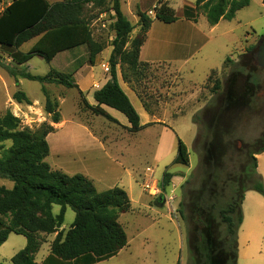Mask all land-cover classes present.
Here are the masks:
<instances>
[{
	"label": "rangeland",
	"instance_id": "1",
	"mask_svg": "<svg viewBox=\"0 0 264 264\" xmlns=\"http://www.w3.org/2000/svg\"><path fill=\"white\" fill-rule=\"evenodd\" d=\"M9 1L4 0L0 11ZM108 1L104 6L88 3L83 8L82 17L89 24L92 38L104 46L93 66L85 62L88 58L85 46L62 52L51 62L36 55L18 66L10 56L11 51L0 45V56L8 66L0 65V116L11 111L21 120L22 128L36 130L43 124L53 126L54 132L47 137L51 150L46 158L53 170L68 175H85L99 191L120 187L131 200V210L119 218L127 233L128 245L117 255L102 260L90 256L76 262H65L55 256L48 258L56 236L53 234L44 236L45 243L36 260L40 264H83L85 260L90 264H198L202 256L199 240L203 236L207 238L208 232H212V236L222 230L224 233L225 226L218 210L226 207L233 190L249 188L258 181L252 151H256L254 145L264 139V68L257 65L255 54L264 38V2L250 0L249 6L238 11L235 18L221 19L212 26L203 11L194 9L196 0H167L177 17L180 16L179 20L172 24L156 20L141 56L150 66L140 68L136 76L130 75L131 83L121 77V86L128 92L133 91L138 98L132 97L138 113L146 120L141 103L149 117L148 124L138 132L130 133L127 129L130 125L126 127L119 121L95 116L86 111L83 104L86 99L95 105L93 92L100 84L96 85L94 81L110 78V72L103 67L107 64L110 68L109 57L115 38V14L105 12ZM158 1L121 0L123 13L136 27L131 38L139 31L137 10L155 17L154 7ZM194 32L195 40L198 39L195 43L191 41ZM35 41L24 44L19 51L27 52ZM203 44L205 47L195 50L196 46ZM249 48H253L252 56L248 53ZM187 55L191 56L185 60ZM24 69L34 75H46L56 70L71 75L74 81L79 72L78 80L86 93L81 96L79 86L77 89L46 84L45 88L51 100L58 103L61 115L60 123H53L52 115L45 110L42 84L19 76L15 78L11 74V70ZM117 69L122 71L121 66ZM81 70L90 72L82 75ZM17 90L24 91L32 104L17 103L13 99ZM245 94H251L250 100L243 99ZM233 97H242V109L232 112L229 109L233 108H226L230 112H224L220 119L227 124L226 135L219 133V136L228 144L223 147L220 142L217 147L226 149L222 155L224 158L220 165L216 160L209 163L206 157V143L212 139L209 133L217 122L215 118L224 110L225 102L229 103ZM112 112L128 123L124 114L116 110ZM64 120L67 122L61 127ZM165 127L170 128L163 129ZM84 128H88L101 143L94 142ZM178 138L188 148V166L174 163ZM4 145L9 147L11 142ZM256 158V171L260 175L264 173V155L260 156L259 165ZM125 169L131 171L133 180ZM165 171L174 177L168 186L163 187ZM212 171L225 180L214 193L206 184ZM0 185L12 188L13 182L0 178ZM204 188L209 190L207 193L217 208L214 223L208 222L211 229L202 228L195 217L202 204L200 197L210 202L207 195L201 194ZM170 205L176 208L177 214L169 211ZM59 212L60 206L54 205L53 213L57 215ZM74 219L75 212L68 207L61 229L67 232ZM26 243L24 236L10 234L0 247V264H12V257ZM238 263L243 264L242 260Z\"/></svg>",
	"mask_w": 264,
	"mask_h": 264
},
{
	"label": "trees",
	"instance_id": "2",
	"mask_svg": "<svg viewBox=\"0 0 264 264\" xmlns=\"http://www.w3.org/2000/svg\"><path fill=\"white\" fill-rule=\"evenodd\" d=\"M106 1L66 0L50 3L48 0H12L0 13V45L11 51L10 56L18 66L26 64L36 55L51 62L62 52L85 46L88 50L85 62L93 66L104 46L92 38L89 24L82 17L83 8L88 3L104 6ZM3 2L4 0H0V6ZM108 3L105 12L115 14V38L109 57L110 79L94 92L95 105H90L83 99L84 109L95 116L117 122L103 106L114 109L127 118L130 125L128 131L136 133L144 125L140 114L119 82L117 68L121 66L123 80L131 83L130 75L136 76L141 71L140 68L150 66V63L140 60V53L153 21L172 24L178 17L168 2L159 0L154 7V18L149 16L148 12L137 10L139 31L131 38L136 27L123 13L121 0H109ZM249 4L250 0H196L194 9L203 11L209 23L215 26L221 19L235 18L236 13ZM34 39L35 43L27 52L19 51L24 44ZM252 50L253 48H249L248 51L251 56ZM250 59L253 60V57ZM3 61L4 58L0 56V65L8 67ZM11 74L15 78L19 76L42 84V92L46 97L45 110L52 115L53 123H60L59 105L51 100L45 85L56 84L78 89L72 76L56 70H51L46 75H34L27 69L11 70ZM249 96L251 94H245L243 99L250 100ZM13 99L17 103L32 104L22 90H17ZM241 102L242 97H233L229 103L226 101L224 110L215 118L217 122L209 133L212 139L206 143V157L209 163L216 160L220 165L221 159L223 160L222 155L226 149L217 147L220 142L223 147L228 144L224 142V137L219 136V133L226 135L224 129H227V124L220 119L226 111L229 113L242 109ZM228 107L233 109L229 111ZM52 132L54 128L48 124H43L36 130L22 128L21 120L9 110L0 116V178L13 182L12 188L0 185V247L8 240L10 234L22 235L27 240L26 246L12 257L11 263L40 264L36 255L45 243L44 236L56 234L50 245L48 258L55 256L65 262H76L90 256L95 260L111 258L128 245L127 233L119 222L120 215L131 210L128 193L120 187L98 191L93 182L82 174L68 175L53 170L46 161L50 154L47 137ZM5 142H11V145L5 147ZM254 146H257V149L252 151V158L258 181L249 188L233 190L226 207L218 210L225 226L224 233L222 230L220 234L212 236V232H208L207 238L203 236L202 240H199L198 248L202 256L198 264H238V231L243 221L242 203L245 193L254 190L264 196V185L256 171V155L264 153V139ZM174 163L189 165L188 148L180 138L177 140V156ZM173 177L172 173L165 171L162 178L163 187L168 186ZM206 182L214 193L221 188L225 180L212 171ZM207 191L209 190H202L201 194L207 195L210 202H207L205 197H200L202 204L198 206L195 217L202 228L211 229L212 226H208V222L214 223L217 208ZM54 205L60 206L57 215L53 213ZM68 207L75 212V219L71 228L65 232L61 228ZM83 264L90 262L85 260Z\"/></svg>",
	"mask_w": 264,
	"mask_h": 264
},
{
	"label": "crops",
	"instance_id": "3",
	"mask_svg": "<svg viewBox=\"0 0 264 264\" xmlns=\"http://www.w3.org/2000/svg\"><path fill=\"white\" fill-rule=\"evenodd\" d=\"M11 2H12V0H10L8 2L7 6ZM167 2L169 3V1H167ZM189 6L195 7L193 4H189ZM3 10H4V8L1 9L0 13ZM148 14H149V12H148ZM152 18H154V17H152ZM179 18H180V16H178V20H179ZM155 21L156 20L153 21L152 26H151V28H150V30L148 32V35L152 31L153 24H154ZM137 24H138V17H137ZM195 36L196 35H195V32H194L193 38L191 39V41L194 42V43L197 42V40H198L197 38L195 40ZM148 40L149 39L147 38L146 39V42L144 43V45L141 48L140 60L142 62H146V61H143L141 59V56H142V53H143V51H144V49H145V47H146V45L148 43ZM205 44L207 45V42H205ZM205 44L200 45V46H196L195 47V50H198L200 48L205 47ZM184 47H186V46H184ZM191 55H189V56L187 55L185 57L186 58L185 60H188ZM71 58H74V57L72 56ZM105 65H107V64H105ZM84 71L85 70H81V72H83L82 75L87 74L88 72H90V70H88L87 72H84ZM78 74H79V72H77L76 75H75V78H76L75 81L78 84L80 91L83 94H85L86 93V90L85 89H81V85H80L79 80H78ZM91 77L94 79V77H95L94 76V73L91 74ZM121 77H122L121 76V72L118 71V79L120 81V84H121ZM109 79L110 78L107 77L104 81H100L101 79H98V81H94V84H96V85L97 84L98 85L100 84L95 89L98 90L101 87H103ZM100 82H102V83H100ZM122 88L128 94V96L130 97L131 101L133 100L132 97H134V98H136L138 100L137 96L134 94L133 91L128 92L123 86H122ZM94 92H93V94H94ZM140 105H141V107H142V109L144 111L145 118H146V120H144L143 117H142V115L140 114L141 115L140 117L142 119L141 122H142V125H146V124H148L149 117H148V114L146 113V110L144 109L143 105L141 103H140ZM103 108L117 122L119 121L121 123V125H123V126H126L127 125L126 127L129 126V123L123 122L115 114H113L112 111H114V109H111V108H109L107 106H103ZM66 122L67 121L64 120V122L61 125V127H63L66 124ZM166 128H170V127H165L163 129H166ZM84 129L88 133L89 137H91V139L94 142L98 141L99 143H101V141L98 140V138L95 137L90 132V130L88 128H84ZM263 155H264V153H261L260 155L259 154L256 155V157H258V165H259V162H260V160H259L260 159V156H263ZM125 170H127V169H125ZM260 175L262 176L263 181H264V173L262 172V174H260ZM127 176L130 177L133 180V175L131 174V171L130 170H127ZM132 180H131V182H132ZM253 193H256V194H253ZM242 215H243V221H242V224H241V226L239 228V231H238V262H241V260H242L243 264H264V196H262L261 194L257 193L254 190L247 191L245 193V197H244V200H243V203H242Z\"/></svg>",
	"mask_w": 264,
	"mask_h": 264
},
{
	"label": "water",
	"instance_id": "4",
	"mask_svg": "<svg viewBox=\"0 0 264 264\" xmlns=\"http://www.w3.org/2000/svg\"><path fill=\"white\" fill-rule=\"evenodd\" d=\"M255 59L257 65L264 68V42L263 45L259 47L257 53L255 54Z\"/></svg>",
	"mask_w": 264,
	"mask_h": 264
},
{
	"label": "built area",
	"instance_id": "5",
	"mask_svg": "<svg viewBox=\"0 0 264 264\" xmlns=\"http://www.w3.org/2000/svg\"><path fill=\"white\" fill-rule=\"evenodd\" d=\"M103 67L105 68L106 71H109V66L108 65H103ZM169 211L171 213H173L174 215L177 214V210L176 208H174L173 206H169Z\"/></svg>",
	"mask_w": 264,
	"mask_h": 264
},
{
	"label": "flooded vegetation",
	"instance_id": "6",
	"mask_svg": "<svg viewBox=\"0 0 264 264\" xmlns=\"http://www.w3.org/2000/svg\"><path fill=\"white\" fill-rule=\"evenodd\" d=\"M263 42H264V38L261 40V42H260L261 44H259V46H258V48H257V51H258L259 47L263 45ZM256 53H257V52H256Z\"/></svg>",
	"mask_w": 264,
	"mask_h": 264
}]
</instances>
